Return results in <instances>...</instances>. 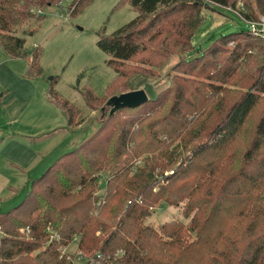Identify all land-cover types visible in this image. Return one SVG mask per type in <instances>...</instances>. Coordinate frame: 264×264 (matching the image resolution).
<instances>
[{"label": "trees", "instance_id": "16d2710c", "mask_svg": "<svg viewBox=\"0 0 264 264\" xmlns=\"http://www.w3.org/2000/svg\"><path fill=\"white\" fill-rule=\"evenodd\" d=\"M59 1L0 0L2 51L26 58L16 30ZM209 1L241 2L248 20L264 16V0ZM128 3L136 18L97 42L115 81L101 101L84 99L95 110L133 76L157 79L175 57L169 85L106 114L0 212V264H72L63 249L73 241L94 264H264V38L230 33L189 57L202 11L225 12L205 0ZM56 103L75 125L78 111ZM159 203L182 204L189 223L145 225Z\"/></svg>", "mask_w": 264, "mask_h": 264}, {"label": "rangeland", "instance_id": "374dc122", "mask_svg": "<svg viewBox=\"0 0 264 264\" xmlns=\"http://www.w3.org/2000/svg\"><path fill=\"white\" fill-rule=\"evenodd\" d=\"M59 2L40 9L42 15H35V19L16 30V35L25 40L26 58H10L0 48L1 213L16 207L31 190L32 181L94 134L112 111L105 107L107 99L95 110L84 99L90 92L101 101L116 78L106 63L109 57L97 42L99 37H109L133 21L137 12L128 0ZM240 31H248V25L233 15L203 10L202 24L192 38L195 51L189 57L201 54L221 36ZM174 63L172 57L158 70L157 79L133 76L128 81V91L140 89L148 99H154L169 85L166 78L173 74L170 69ZM56 101L78 111L75 125L68 126ZM99 177L103 189L107 176L100 173ZM172 220L189 223L183 217L182 204L155 205L144 224L158 229ZM76 246L73 241L65 249L72 264L93 262L90 256H77Z\"/></svg>", "mask_w": 264, "mask_h": 264}, {"label": "built area", "instance_id": "2783aa9c", "mask_svg": "<svg viewBox=\"0 0 264 264\" xmlns=\"http://www.w3.org/2000/svg\"><path fill=\"white\" fill-rule=\"evenodd\" d=\"M205 1L210 3V4H212L213 6H216L219 9H221L223 12L235 16L236 18L241 20L243 23L248 25V32L251 35H253L255 37H258V38H264V16H259L257 19H251V20L246 19L244 17V7H243L241 2H238L235 7H231V6H222V5H219V4L215 5V3L210 2L209 0H205ZM32 13H36L38 15H42V12L39 11V10L36 11V12L33 11ZM2 237H3V232H2V230L0 228V239ZM63 251H64V253H66L65 249ZM77 256H79L82 259L86 258L85 255L81 254L78 251H77ZM68 259H71V257L69 256ZM88 264H93V262H88Z\"/></svg>", "mask_w": 264, "mask_h": 264}, {"label": "water", "instance_id": "95a60500", "mask_svg": "<svg viewBox=\"0 0 264 264\" xmlns=\"http://www.w3.org/2000/svg\"><path fill=\"white\" fill-rule=\"evenodd\" d=\"M147 101L148 97L146 96L145 92L143 90L137 89L133 91H127L108 99L105 107H111L112 111L110 114H112L119 109H133L140 107Z\"/></svg>", "mask_w": 264, "mask_h": 264}, {"label": "crops", "instance_id": "0c3cea01", "mask_svg": "<svg viewBox=\"0 0 264 264\" xmlns=\"http://www.w3.org/2000/svg\"><path fill=\"white\" fill-rule=\"evenodd\" d=\"M137 90V89H136Z\"/></svg>", "mask_w": 264, "mask_h": 264}]
</instances>
